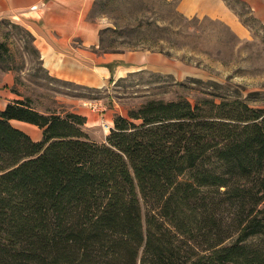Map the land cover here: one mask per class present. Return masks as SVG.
<instances>
[{
	"label": "trees",
	"instance_id": "1",
	"mask_svg": "<svg viewBox=\"0 0 264 264\" xmlns=\"http://www.w3.org/2000/svg\"><path fill=\"white\" fill-rule=\"evenodd\" d=\"M205 84L193 102L149 99L115 114L99 142L80 113L9 101L0 264H264V106L253 92Z\"/></svg>",
	"mask_w": 264,
	"mask_h": 264
},
{
	"label": "rangeland",
	"instance_id": "2",
	"mask_svg": "<svg viewBox=\"0 0 264 264\" xmlns=\"http://www.w3.org/2000/svg\"><path fill=\"white\" fill-rule=\"evenodd\" d=\"M225 1L243 22L245 33L218 20L186 17L167 0H98L91 15L111 24L102 33L103 48H144L166 59L157 67L126 74L108 88L50 75L32 51V36L24 26L2 18L0 42L8 51L0 52V110L9 101L24 98L41 113L84 115L86 110L95 115L94 122H86L87 133L99 142L108 135L115 114L127 116L130 108L149 99L193 102L210 90L205 83L211 80L228 83L244 96L253 92L251 103L264 106V25L243 0ZM11 124L24 125L20 129L32 139H41L37 126L17 120Z\"/></svg>",
	"mask_w": 264,
	"mask_h": 264
},
{
	"label": "crops",
	"instance_id": "3",
	"mask_svg": "<svg viewBox=\"0 0 264 264\" xmlns=\"http://www.w3.org/2000/svg\"><path fill=\"white\" fill-rule=\"evenodd\" d=\"M97 1L0 0V19L10 18L24 26L50 75L77 83L108 88L126 74L157 67L166 60L153 51H106L101 37L111 24L91 15ZM167 1H175L176 9L186 17L218 20L239 34L245 33L243 22L225 0ZM243 1L264 25V0ZM84 112L87 121H93L95 115Z\"/></svg>",
	"mask_w": 264,
	"mask_h": 264
},
{
	"label": "bare ground",
	"instance_id": "4",
	"mask_svg": "<svg viewBox=\"0 0 264 264\" xmlns=\"http://www.w3.org/2000/svg\"><path fill=\"white\" fill-rule=\"evenodd\" d=\"M28 125H30V126H31L32 124H28ZM17 126H18V124H17ZM21 126H23V128H24V125H22V124H21ZM21 126H18V127H20V128H21ZM23 128H22V129H23Z\"/></svg>",
	"mask_w": 264,
	"mask_h": 264
},
{
	"label": "built area",
	"instance_id": "5",
	"mask_svg": "<svg viewBox=\"0 0 264 264\" xmlns=\"http://www.w3.org/2000/svg\"><path fill=\"white\" fill-rule=\"evenodd\" d=\"M111 127V126H110Z\"/></svg>",
	"mask_w": 264,
	"mask_h": 264
}]
</instances>
